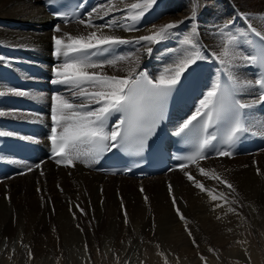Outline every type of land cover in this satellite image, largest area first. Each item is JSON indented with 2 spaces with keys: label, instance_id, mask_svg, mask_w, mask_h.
Instances as JSON below:
<instances>
[{
  "label": "bare ground",
  "instance_id": "bare-ground-1",
  "mask_svg": "<svg viewBox=\"0 0 264 264\" xmlns=\"http://www.w3.org/2000/svg\"><path fill=\"white\" fill-rule=\"evenodd\" d=\"M175 1L178 0H158L155 9L147 14L135 31H124L119 26L111 30L105 29L123 38L132 39L150 34L152 25L185 21L172 30L167 38L168 42H160V48L151 45L153 51L150 54L145 51L149 46L145 42L120 45L107 58H112L124 50L130 54L136 53L139 57H130L124 61L120 73L113 72L111 67H105L102 71L109 75L126 76L130 70L135 69V74L146 72L149 79L155 80L165 73V69L172 68L174 63L185 55V50L193 51L190 46L182 45L180 41L195 25H198V29H195L194 40L198 43L203 56L197 62L206 61L212 65L222 66L219 56L215 54L223 51L229 35L239 36L240 33L249 32L251 12L237 6L236 0H226L223 3L224 13H227L228 19L222 12L207 19L208 23H204V16L200 19L197 17L201 12L200 5L203 0H187L189 2L187 9L181 5H174L172 9V3ZM135 2L140 0H111V3L116 4L121 11L112 12L104 19H113L120 25L131 24V21L125 20L124 17L127 15L126 6ZM102 3L106 4L107 0H95L79 20L60 25L48 17L39 0H0V45L5 51L0 55L5 57L0 67L9 65L10 61L27 60L36 66L39 77H47L49 68L58 66L50 61L51 37L62 35L63 32L81 35L94 30L86 28L79 21L87 20V13ZM263 3L264 0L250 2L257 5L253 7V11H256L254 17L257 19L264 15ZM175 6L177 10L172 13ZM194 7L197 13L195 19L192 18ZM171 9L172 11L168 12ZM93 15L94 17L103 15V12L98 9V13ZM224 18L226 19L224 23L217 21ZM228 21H233V24H228ZM259 21L261 22L260 19ZM103 22L98 18L94 19L97 25ZM261 24L262 26L255 27L264 33V23ZM57 25L60 26L61 33L54 31ZM248 39L249 36L247 39L240 37L237 40L235 44L242 43L243 46L241 50L235 49L237 56L233 57L231 62L236 63L239 58L245 61L244 57L250 54ZM45 53L48 60H45ZM245 63L247 66L248 62ZM226 64L224 68L229 69V62ZM247 73L249 74L246 78L234 77L232 74L229 77H234L241 83L252 81L253 76H250V72ZM8 87L0 78V90ZM236 95L241 102L249 103L258 97L255 88H241ZM28 96L39 102L45 111L39 115L17 113L7 104L21 96L6 95L0 97V111L6 113L0 117V122L20 119L32 124L34 128L30 139L41 148L45 146V138L39 134L38 129L43 127L48 119L46 108L51 96L39 91H29ZM257 105L246 112L255 113L251 120L261 122L264 121V115L258 110ZM172 123L173 127L180 123L178 116L173 118ZM249 131L248 140L254 145L250 152L234 151L229 157L207 155L205 159H197L195 163L185 166V171L204 185L206 190L203 192L196 188L179 168L134 178L95 172L91 166L78 161L74 162V166L57 164L54 160L43 158L38 152L33 162L35 165L39 164V168L32 166L33 162L26 165L20 162L19 172L0 179V259L9 253L11 255L9 264H95L93 258L95 252L100 250L106 254L111 250L119 251L120 264H139V251L132 242L122 245L119 232L122 229L138 231L150 227L167 230L168 240H171L180 252L182 251V255L184 252L189 254L193 251L192 245L183 244L179 247L177 241L172 238L178 236L175 231L186 225L190 227L203 225L208 219L212 224L214 215L230 213L229 208H234L237 212L255 211L263 207L261 201L264 197V130L254 126ZM240 154L244 156L233 157ZM28 165L32 166L31 171L26 169ZM201 169L207 175L201 173ZM257 169L260 170L259 174ZM217 175L230 183L234 191L228 189L226 184L219 183L215 178ZM169 184L173 186L174 196L178 201L177 207L186 217L184 221L174 213L172 197L167 191ZM145 196L148 198L147 201ZM212 196L216 199L213 200ZM199 215H206L208 219H199ZM112 229L115 232H111ZM29 250L32 253L31 257Z\"/></svg>",
  "mask_w": 264,
  "mask_h": 264
},
{
  "label": "snow or ice",
  "instance_id": "snow-or-ice-1",
  "mask_svg": "<svg viewBox=\"0 0 264 264\" xmlns=\"http://www.w3.org/2000/svg\"><path fill=\"white\" fill-rule=\"evenodd\" d=\"M51 4L53 0H48ZM158 0H140V2L130 3L126 6L127 15L125 20H130L129 25H120L113 19L105 20L112 12L121 11L116 5L107 0V3L93 7L87 13L88 19H81L79 23L88 29L86 34L71 35L63 32L62 35L51 37L54 51L52 55L57 58V67L52 68L51 80L53 85H60L67 90L69 95L53 92L51 95V135L52 155L56 157L57 164L65 166L73 165L74 162L91 164L102 153L112 149L122 148L127 150L130 146L135 147V154L141 153L147 145L149 138L156 132L157 127L166 117L169 98L177 89L186 72L202 59L201 50L194 40L196 35L193 30L184 34L180 41L182 45H188L193 51L185 50V55L179 58L172 68L165 69V73L155 80L149 79L146 72L135 74V69L128 72L126 76L109 75L102 71L105 67H116L120 62L129 59L123 55L107 58L120 45L140 44L145 42L148 47L147 53H152L151 45L165 41L172 30L185 21L169 22L163 25H152V30L148 35H140L132 39L123 38L105 29L111 30L114 27H121L124 31H135L139 23L155 9ZM198 7V3H197ZM103 12V15L93 14ZM196 8L192 10V18H196ZM54 16L67 17L69 13L54 12ZM100 19L103 23L97 25L94 19ZM247 18V17H245ZM264 23V15L259 17ZM67 22V20H65ZM230 24L231 21H228ZM249 32L240 33L239 36L230 34L228 43L224 45L223 51L218 55L221 64H226L233 59V53L229 50V45L235 44L240 37L248 38L249 33L254 34V39H248L254 54L244 57L249 65L264 67V33L258 31L251 24L248 25ZM54 31L61 33V28L57 25ZM5 61V57L0 56V63ZM138 63V60L136 61ZM99 70V71H98ZM241 88L259 89V96L251 103L241 102L236 98L235 93ZM6 95L26 96L27 92L8 87L0 90V97ZM264 107V75L255 81L237 82L234 77L229 78V84L221 87L220 83H214L200 100L196 111L184 119L174 130V135L188 139L195 137V150L184 159L195 163L197 159H205L206 150L213 147L214 141L219 140L224 145H234L242 136L249 132L251 127L264 130V121L254 122L251 120V113L244 110L251 109L255 105ZM114 114H121V118L114 124H109V118ZM6 113L0 111V117ZM200 121L198 128L194 124ZM223 129L222 135L214 131L213 128ZM18 136L17 133L0 130V137ZM21 140H28L29 137H18ZM221 157H229L233 153L230 151H217ZM43 163V162H41ZM39 168L40 165H35ZM177 167L183 171L184 176L192 181L196 188L202 192L205 187L192 175L185 171V164L180 163ZM32 168L29 167L28 171ZM171 171V169H170ZM201 173L207 175L203 169ZM258 174L260 170L257 169ZM43 174V173H42ZM221 184H226L227 188L234 191L230 183L222 180L218 175L215 177ZM143 191V189H141ZM168 195L172 197V206L180 220L186 217L177 207V198L174 196V189L168 185ZM211 195V193H210ZM223 195V193H221ZM145 196V200L147 201ZM215 200L216 197L212 196ZM219 207V205H217ZM76 207H79L76 205ZM71 210V209H70ZM83 211V209H80ZM230 212H235L234 208H229ZM75 216V213H73ZM127 213H125V223L127 224ZM79 228V225H77ZM187 230V225L185 226ZM191 237V231H188ZM192 243L196 241L193 238ZM87 250V245H85ZM211 251V249H210ZM29 256H32L29 250ZM203 259V257H202Z\"/></svg>",
  "mask_w": 264,
  "mask_h": 264
},
{
  "label": "rangeland",
  "instance_id": "rangeland-1",
  "mask_svg": "<svg viewBox=\"0 0 264 264\" xmlns=\"http://www.w3.org/2000/svg\"><path fill=\"white\" fill-rule=\"evenodd\" d=\"M236 1L238 2L237 6L243 7L248 11L250 10L251 14L249 16V21L252 26H262L259 19L254 17L256 11H253V7L257 5L250 4L251 0ZM225 2L226 0H203L200 5L201 12L197 14V17L200 19L204 16V23H208L207 19H211L213 16L216 17V15L220 13L222 14L223 12L225 18L228 19L229 16L227 13H224L225 8L223 3ZM174 5H181L187 9L189 2L187 0L175 1L172 3V9ZM161 9H163V7ZM172 9L168 12H171ZM176 10L177 6H175L172 13ZM225 18L217 21L219 23H224V20H226ZM194 27L195 29H198V25H195ZM235 49L241 50V48H238L237 44L229 45V50L233 53L234 58L237 56L235 54ZM46 54L47 53L44 54L46 57L45 60H48ZM129 54L130 53L127 50H124L120 53L118 52L114 56L123 55L129 57V59L130 57H139L136 53ZM127 60L128 59L125 61ZM231 61L232 60H230L228 65L229 69L226 68L227 72L229 71V74H232L234 77L246 78L248 74L244 71V68L246 67L245 61L243 62L240 58L236 63ZM123 66L124 61L120 62L116 67L111 68L113 72L120 73L119 71L123 69ZM222 66L226 67L227 64H222ZM250 113L251 116L256 115L253 112ZM237 156L244 155L240 154L233 157ZM263 200L264 197L261 201V207H263L259 210L230 212L222 214L221 216L214 215L215 219H212V224H210L211 222L209 221L208 216L199 215V219H208L204 221L205 225H194L193 227L187 226V230L186 227H183L181 230L175 231V233L178 234L176 237H173L171 233H169L172 238L177 241L179 247L183 244L187 246L192 245L191 249L193 251L189 252L192 256L185 252L184 255L181 254L182 251L180 252L178 247L173 245L171 240H168L167 230L162 231L156 229V227H150L138 231L122 229L119 232L120 234L117 233L120 235V243L122 245H125L128 242H132L133 245H135L136 250H138L140 254L138 257L140 259L139 264H264ZM174 213L176 214V210ZM216 221H218V223ZM113 229L111 232H115ZM188 231H191V237L188 235ZM28 232L29 231L27 230V233ZM193 238L196 241L195 245L192 243ZM132 248H134V246ZM95 253L96 254L93 256L95 264H120V257L118 255L119 251L112 252L110 250L105 254L103 251L98 250ZM10 261L11 255L8 253L6 254V257L0 259V264H9Z\"/></svg>",
  "mask_w": 264,
  "mask_h": 264
}]
</instances>
